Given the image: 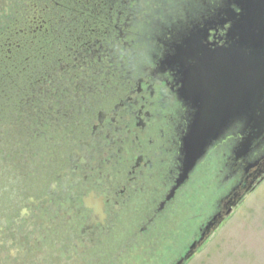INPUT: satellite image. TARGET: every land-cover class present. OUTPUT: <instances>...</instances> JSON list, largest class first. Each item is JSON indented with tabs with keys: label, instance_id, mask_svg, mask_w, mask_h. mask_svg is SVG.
I'll return each instance as SVG.
<instances>
[{
	"label": "flooded vegetation",
	"instance_id": "af4514ba",
	"mask_svg": "<svg viewBox=\"0 0 264 264\" xmlns=\"http://www.w3.org/2000/svg\"><path fill=\"white\" fill-rule=\"evenodd\" d=\"M130 2L66 0L84 35L74 34L69 48L32 27L41 23L37 13L0 0V47L16 45L5 53L10 68L71 67L86 55L84 70L95 77L89 104L67 128L35 129L25 141L32 148L17 142L30 162L11 146L0 159V264H31L37 250L42 264H179L262 176L264 140L236 160L235 127L177 183L195 106L213 104V48L225 44L232 22L213 23L214 9L161 44L154 14L126 8ZM12 102L19 107L23 97Z\"/></svg>",
	"mask_w": 264,
	"mask_h": 264
},
{
	"label": "snow or ice",
	"instance_id": "6c2138e0",
	"mask_svg": "<svg viewBox=\"0 0 264 264\" xmlns=\"http://www.w3.org/2000/svg\"><path fill=\"white\" fill-rule=\"evenodd\" d=\"M16 2L25 12L37 13L40 16L41 23L33 24L32 27L43 28L44 35L55 33L61 43L71 41L67 43L69 48L76 43L74 34L80 40L84 39L83 33L76 32V21L64 11L66 0ZM70 2L74 4L75 0ZM125 7L140 9L141 15L154 14L158 22L156 28L161 44L171 38L174 28L203 17L214 9H223L227 13L225 20L221 21L222 25L232 22L225 28L226 31H239L240 23L247 15L245 8L236 0H142V3L131 0ZM2 32L3 29L0 28V34ZM28 40H31V37H28ZM4 42L5 38L0 35V45ZM7 43L9 48L0 47V159L11 146L20 153L22 160L30 162L27 161L23 148H32V145L25 141L37 128L41 131L45 126L67 128L74 116L82 110V106L89 104V94L93 91L92 81L95 77L84 70L90 67L86 55L79 61H73L71 67L53 62L39 69L32 65L31 71L27 73L22 69L29 66L21 65V70L16 72L5 63V53L10 55L11 49L16 45L12 44L11 40H7ZM33 76L40 81L39 85L34 84ZM13 96L23 97V103L19 107L13 104ZM253 111L264 119V108H261L259 113ZM17 142L23 145V148L19 147ZM2 200L3 195L0 194V201ZM3 211L0 204V215ZM0 228H3V225H0ZM44 254L43 251L37 250V254L31 257V264H42Z\"/></svg>",
	"mask_w": 264,
	"mask_h": 264
},
{
	"label": "water",
	"instance_id": "95a60500",
	"mask_svg": "<svg viewBox=\"0 0 264 264\" xmlns=\"http://www.w3.org/2000/svg\"><path fill=\"white\" fill-rule=\"evenodd\" d=\"M236 2L245 8L247 15L240 23L239 31H227L225 44L213 48V104L208 100L195 106L196 111L184 141V169L178 184L208 146L230 129L240 127L241 138L233 152L236 160L247 157L258 142L264 140V119L253 111L259 113L264 108V0ZM222 14L227 15L223 9H216L213 23L225 20ZM263 180L264 171L256 185ZM243 197L228 203L216 226L213 221L214 229L231 214ZM194 247L193 243L179 264L193 255Z\"/></svg>",
	"mask_w": 264,
	"mask_h": 264
},
{
	"label": "rangeland",
	"instance_id": "374dc122",
	"mask_svg": "<svg viewBox=\"0 0 264 264\" xmlns=\"http://www.w3.org/2000/svg\"><path fill=\"white\" fill-rule=\"evenodd\" d=\"M189 237V233L183 235V241ZM184 264H264V180Z\"/></svg>",
	"mask_w": 264,
	"mask_h": 264
}]
</instances>
